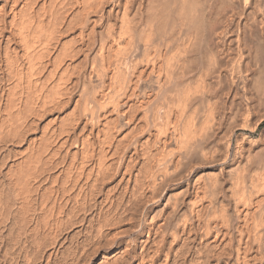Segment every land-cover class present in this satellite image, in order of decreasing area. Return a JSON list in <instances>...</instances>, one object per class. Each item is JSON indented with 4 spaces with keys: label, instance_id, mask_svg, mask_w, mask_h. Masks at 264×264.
Returning <instances> with one entry per match:
<instances>
[{
    "label": "bare ground",
    "instance_id": "obj_1",
    "mask_svg": "<svg viewBox=\"0 0 264 264\" xmlns=\"http://www.w3.org/2000/svg\"><path fill=\"white\" fill-rule=\"evenodd\" d=\"M256 29L264 0H0V264H264Z\"/></svg>",
    "mask_w": 264,
    "mask_h": 264
},
{
    "label": "rangeland",
    "instance_id": "obj_2",
    "mask_svg": "<svg viewBox=\"0 0 264 264\" xmlns=\"http://www.w3.org/2000/svg\"><path fill=\"white\" fill-rule=\"evenodd\" d=\"M257 30H258V29H256V31H257ZM257 32H258V34L255 35L256 38L254 37V43H253V46L255 45V46H254V50L257 49L258 52L256 51V52H257V54H256V52L253 50V58H254V59L252 58V59H253V60H252L253 65H254V67L256 66V67H255V71H254V76H253V79H252V83H251L252 91L254 90L253 88H256V89H255L256 91L254 90V91H255V94H254V95H258V93H261V94L264 93V92H263V91H264V88L262 87V86H264V85H263V84H264V79H263V78H264V67H263L264 64H262V63H264V59H262V58H264V54H262V52L264 51V49H263V48H264V47H263V46H264V43H263L264 40H262V39H264V35H263L264 33H263V32L260 33V30L257 31ZM257 32H256V33H257ZM259 34H262V35L259 36ZM258 36H259V37H258ZM262 36H263V37H262ZM260 37H261V38H260ZM74 39H75V38H74V35H73V36H70V37L68 38V40L72 41V43H75V42H74ZM259 40H260V41L262 40L263 42L260 43ZM257 43H258V44H257ZM259 44H260V45H259ZM261 44H263V46H262ZM257 45H258V46H257ZM259 48H260L261 50L263 49L262 52H261V50H260ZM259 50H260V51H259ZM254 52H255V55H256V61H257V62H260V61H261V63L258 64L257 62H255V55H254ZM260 52H261V53H260ZM260 54H261V55H260ZM257 56H258V57H257ZM259 56H261V57H259ZM257 58H258V59H257ZM260 59H261V60H260ZM259 60H260V61H259ZM255 64H256V65H255ZM261 64H262V65H261ZM261 66H262L263 68H262ZM257 68H259V69L262 68V70L260 69V71H259V69H257ZM258 71H259V72H258ZM261 71H263V72H261ZM259 73H261V75H260ZM258 75H259V76H258ZM262 75H263V76H262ZM261 76H262V78H260ZM259 78H260V80H259ZM262 79H263V81H262ZM259 82H260V85H258ZM262 82H263V83H262ZM261 84H262V86H261ZM252 85H253L254 87H253ZM255 86H256V87H255ZM259 86L261 87V89H262L263 91L259 88ZM258 88H259V89H258ZM254 91H253V92H254ZM261 107H263V108H260V112H262V114H264V99H263V105H262ZM262 109H263V110H262ZM261 110H262V111H261ZM263 127H264V121H263V123L261 124L259 131H258L254 136H258V133L261 131V129H262ZM96 260H97V261H96ZM100 260H102V257H101V258L99 257V258H96V259H92L91 261L86 262V264H99V263L101 262ZM83 264H85V263H83Z\"/></svg>",
    "mask_w": 264,
    "mask_h": 264
}]
</instances>
